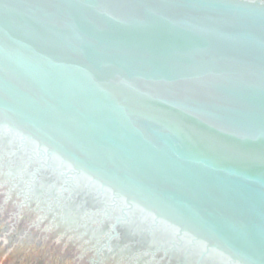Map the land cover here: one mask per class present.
<instances>
[{
    "label": "water",
    "instance_id": "95a60500",
    "mask_svg": "<svg viewBox=\"0 0 264 264\" xmlns=\"http://www.w3.org/2000/svg\"><path fill=\"white\" fill-rule=\"evenodd\" d=\"M0 135L155 252L264 264V0H0ZM6 193L13 229L71 264H148Z\"/></svg>",
    "mask_w": 264,
    "mask_h": 264
},
{
    "label": "flooded vegetation",
    "instance_id": "af4514ba",
    "mask_svg": "<svg viewBox=\"0 0 264 264\" xmlns=\"http://www.w3.org/2000/svg\"><path fill=\"white\" fill-rule=\"evenodd\" d=\"M18 148V140L9 138L7 135H0V179L7 188V194H19L20 200L26 206H36L31 211L33 214L40 215L37 208L42 204V201L37 197L43 196V202H47V207L52 209V214L62 215V212L67 211L66 214L63 213L64 216H67L68 219L73 218L83 233L92 235L98 253L112 249L114 255L120 252L134 253L136 261L146 262L147 260L146 263L148 264L153 262L156 264H185L181 254L171 253V255L169 253L170 255L166 256L161 251L155 252L154 249L157 247L151 245L147 234L134 233L135 225L132 221L121 222L115 232L111 224L116 219H120L121 216L114 210L110 209L106 215L103 213V216L92 215L94 212H90L91 210H101L100 214L103 210L102 199L94 192L86 189H74L72 196H59L56 193V185L62 186L63 184L60 183L62 180H59L55 174L60 175L47 170H41L40 174H34L33 167L38 166L36 159L29 162L30 152ZM27 165L29 166L28 169ZM30 170L33 171V176H29ZM57 181L59 182L56 183ZM84 200L85 203L83 204ZM32 202L34 204H30ZM68 219L66 218V220ZM66 226L69 225L62 221L58 225L59 228H56L57 226L55 228L64 231ZM159 253H162V259L155 260L159 257ZM132 254L131 256H133Z\"/></svg>",
    "mask_w": 264,
    "mask_h": 264
},
{
    "label": "trees",
    "instance_id": "16d2710c",
    "mask_svg": "<svg viewBox=\"0 0 264 264\" xmlns=\"http://www.w3.org/2000/svg\"><path fill=\"white\" fill-rule=\"evenodd\" d=\"M3 189H7V188L5 184L2 182V179H0V195L1 192H3ZM7 200L8 199H6V201L3 202L2 200L0 201V236H6L10 243H16V244H14L12 247H10L9 245L7 247L3 246V248L0 249V264H29V263L30 264H71L72 259L77 258L74 257V255L72 258V255H69V253L73 254V252L67 248L68 246L65 247L66 245H63L64 248H61L62 244L60 243L57 244L50 243L49 247L42 248L41 242H43V240L41 241L39 238L36 225L30 226L28 228L17 229V230H15L16 228L13 229L14 224L10 221L13 218H8L7 219L8 221L4 219L6 217L7 212H5L6 209L3 203H5L6 206H9L7 204ZM12 217H15V215ZM39 223L40 222L36 224ZM34 237L40 242L39 243L35 242ZM31 240H33L32 243L30 242ZM19 246H24V248H19ZM58 247L61 249L60 254H58L59 256L52 255L51 257L48 256L49 257L48 258L47 256L43 257L39 255V253L43 251L45 255H47L45 251L46 250L49 251L51 249L55 252V249ZM75 255L77 256L76 253ZM81 259L83 258L80 255L77 258V261L80 262ZM77 261L75 260V263H78Z\"/></svg>",
    "mask_w": 264,
    "mask_h": 264
}]
</instances>
